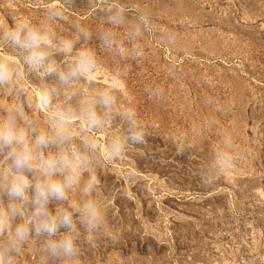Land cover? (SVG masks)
Returning <instances> with one entry per match:
<instances>
[{"label":"rangeland","instance_id":"1","mask_svg":"<svg viewBox=\"0 0 264 264\" xmlns=\"http://www.w3.org/2000/svg\"><path fill=\"white\" fill-rule=\"evenodd\" d=\"M111 2L0 0V28L53 10L65 17L54 24L59 35L87 27L92 39L78 48L95 52L102 76L126 72L138 115L156 125L100 170L126 230L116 246L85 248L83 264H264V0H122L152 18L142 53L127 59L97 37ZM21 87L38 107V86ZM10 103L0 92V117ZM176 134L187 138L183 153ZM221 154L231 157L227 169Z\"/></svg>","mask_w":264,"mask_h":264},{"label":"clouds","instance_id":"2","mask_svg":"<svg viewBox=\"0 0 264 264\" xmlns=\"http://www.w3.org/2000/svg\"><path fill=\"white\" fill-rule=\"evenodd\" d=\"M108 26L101 48L125 59L142 53L151 16L113 0L102 10ZM130 15L134 18L129 19ZM61 11L38 23L17 18L0 28V92L11 101L0 117V264H83L85 248L120 243L126 226L116 220L114 198L99 172L146 143L156 125L138 115L123 76L101 75L95 52L79 47L92 32L76 25L61 36ZM125 29L121 39L116 29ZM107 81V82H102ZM39 88V106L22 84ZM178 153L183 134L170 137ZM231 157L221 154L220 167Z\"/></svg>","mask_w":264,"mask_h":264},{"label":"bare ground","instance_id":"3","mask_svg":"<svg viewBox=\"0 0 264 264\" xmlns=\"http://www.w3.org/2000/svg\"><path fill=\"white\" fill-rule=\"evenodd\" d=\"M102 82H107V81H102Z\"/></svg>","mask_w":264,"mask_h":264}]
</instances>
